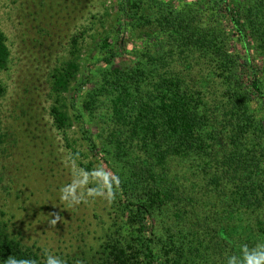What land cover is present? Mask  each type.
<instances>
[{
  "label": "trees",
  "instance_id": "obj_1",
  "mask_svg": "<svg viewBox=\"0 0 264 264\" xmlns=\"http://www.w3.org/2000/svg\"><path fill=\"white\" fill-rule=\"evenodd\" d=\"M98 23L84 59L80 34L51 70L50 115L78 123L112 227L94 256L59 258L242 264L264 245V0H112ZM9 55L0 30V70ZM47 256L0 221V264Z\"/></svg>",
  "mask_w": 264,
  "mask_h": 264
},
{
  "label": "rangeland",
  "instance_id": "obj_2",
  "mask_svg": "<svg viewBox=\"0 0 264 264\" xmlns=\"http://www.w3.org/2000/svg\"><path fill=\"white\" fill-rule=\"evenodd\" d=\"M111 5L112 0H0V30L10 53L0 70L5 88L0 97V221L23 245L64 259L94 256L112 227L111 194L96 164L84 168L95 157L78 123L64 133L55 128L49 75L70 58L73 36L83 35L84 59L91 36L103 31L98 19ZM64 194L77 202L63 199Z\"/></svg>",
  "mask_w": 264,
  "mask_h": 264
},
{
  "label": "clouds",
  "instance_id": "obj_3",
  "mask_svg": "<svg viewBox=\"0 0 264 264\" xmlns=\"http://www.w3.org/2000/svg\"><path fill=\"white\" fill-rule=\"evenodd\" d=\"M63 199L70 200L75 203L77 202L74 197H69L67 194H64ZM59 218L50 220V224L55 225ZM264 245L259 246L257 250H253L251 252H246L245 258L242 264H264ZM8 264H16L15 260L8 261ZM34 264V262H33ZM46 264H64V261L57 257L49 254L46 258ZM227 264H237L236 257H229Z\"/></svg>",
  "mask_w": 264,
  "mask_h": 264
}]
</instances>
